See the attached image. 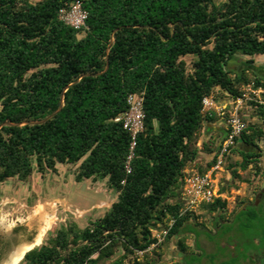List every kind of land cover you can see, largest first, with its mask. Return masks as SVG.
I'll list each match as a JSON object with an SVG mask.
<instances>
[{
  "label": "trees",
  "instance_id": "16d2710c",
  "mask_svg": "<svg viewBox=\"0 0 264 264\" xmlns=\"http://www.w3.org/2000/svg\"><path fill=\"white\" fill-rule=\"evenodd\" d=\"M73 1L0 0V185L26 181L33 165L41 175L77 165L76 182L105 179L116 200L87 226L57 230L21 262L125 264L143 252L145 264H154L145 253L156 243L151 229L169 218L154 248L176 238L185 253V233H199L188 223L193 214L181 213L183 170L197 156L203 124L216 120L201 102L215 88L232 98L242 86L264 88V68L253 59L264 56V0H79L83 32L57 17ZM186 56L194 57L189 67ZM135 93L142 94L143 129L126 173L130 138L113 120ZM248 103L261 125H245L229 152L240 156L241 170L259 172L264 104ZM214 162L215 155L207 166ZM225 207L220 198L201 205L220 218ZM247 207L221 236L252 229L259 214ZM231 256L215 262V254H203L207 264H239Z\"/></svg>",
  "mask_w": 264,
  "mask_h": 264
},
{
  "label": "rangeland",
  "instance_id": "374dc122",
  "mask_svg": "<svg viewBox=\"0 0 264 264\" xmlns=\"http://www.w3.org/2000/svg\"><path fill=\"white\" fill-rule=\"evenodd\" d=\"M222 1L224 0H215V3ZM81 35L82 33L79 34V36ZM253 59L255 61L256 58ZM184 60L189 67L194 57L186 56ZM231 63H235V60H231L229 64ZM212 93L216 96L217 102H219L218 99L225 98L224 93L216 88ZM219 103L218 106H220ZM232 108L233 105L228 104L224 109V115L214 112L216 120L203 124L196 144L197 156L184 167L183 176L186 175V171L204 173L214 164H211L210 167L207 166L217 152L218 145L224 135L226 118ZM238 116L244 126L248 123L261 125L259 118L253 114L252 106L248 101H244L239 106ZM204 144L206 147L203 146ZM257 145L262 150L259 172H255L250 167L241 170L237 166L241 160L240 156L237 153L229 152L223 158L220 169L212 173L211 177L215 181L214 185L220 195L219 198L226 202L224 212L221 213L222 217L220 218L216 213H207L201 208V205L195 207L191 211L194 219H189L188 223L199 234L185 233L184 243L187 247L185 253H181L177 249L176 238L165 242L160 249L154 247L163 240L158 244L151 245L145 253L149 258L154 259V264H190V259L201 260L198 264H207L203 254H215V262L224 257L232 258L233 254V258L240 260L239 264H253V259L257 258L264 244L261 234L264 227L260 217L251 224L252 229L241 233V235L235 233L234 229L223 236L220 233L222 229L233 222L235 214L247 205L260 186L259 183L264 172V139L258 141ZM56 170V173L44 171L41 175L33 165V171L26 181L12 178L0 185V263L13 246L31 242L39 230L43 231V235L40 244L33 248L46 243L57 230L65 228L69 224L74 223L80 229L87 226L92 220L101 217L116 200V192L108 187L105 179H82L76 182L74 177L77 165L57 164ZM233 171L239 175V178L232 175ZM183 185L184 182L180 187V198ZM249 208L254 209L247 207V209ZM254 210L257 213V210ZM226 221L228 223H224ZM48 222H51L49 227H47ZM168 223L169 219H165L163 224H156L151 229V236L154 237L155 234L163 231ZM233 227L235 228L236 224ZM205 234L209 235L211 239H208ZM219 246L224 249L222 255H220ZM153 249L155 253L161 252V256L157 260L152 253ZM119 254L120 252L116 255ZM143 254V252H136L134 255H129L124 263L145 264L147 257L145 258ZM18 264L23 263L20 260Z\"/></svg>",
  "mask_w": 264,
  "mask_h": 264
},
{
  "label": "built area",
  "instance_id": "2783aa9c",
  "mask_svg": "<svg viewBox=\"0 0 264 264\" xmlns=\"http://www.w3.org/2000/svg\"><path fill=\"white\" fill-rule=\"evenodd\" d=\"M57 17L65 25L76 31L83 32L87 29L85 23L87 13L79 0H75L67 7L59 9ZM241 91V96L236 98H232L230 95L224 93L225 98L223 100L218 99L220 103L217 102V98L213 93L202 99V111L206 113L213 111L219 115H224V109L228 104L233 105V108L226 118L224 135L215 153L214 164L204 173H197L196 171L190 173L186 171V175L183 176L184 185L182 186L181 193L183 206L181 213L186 211L191 212L195 207L211 203L220 197L214 185L215 181L211 176L213 172L220 169L223 158L228 155L229 148L234 145L235 139L239 137L244 128V124L238 116V108L244 101L252 100L259 104H264V98L261 96L264 92L263 87L258 86L253 88L252 85L244 86ZM126 103L128 105L127 112L119 115L113 121L121 123L123 130L128 133L130 138L128 154L124 163V170L126 173H129V163L134 156L136 137L143 129L142 94L135 93L128 95ZM218 103L220 106L217 105ZM172 223L173 219L169 218L167 227L160 233L155 234V244L160 243L164 239L167 229Z\"/></svg>",
  "mask_w": 264,
  "mask_h": 264
},
{
  "label": "flooded vegetation",
  "instance_id": "af4514ba",
  "mask_svg": "<svg viewBox=\"0 0 264 264\" xmlns=\"http://www.w3.org/2000/svg\"><path fill=\"white\" fill-rule=\"evenodd\" d=\"M259 185H260L259 188L253 194V197L247 203V206L253 207L258 211L259 217L261 218L264 227V172L261 176ZM248 256H249L248 258H250V255ZM263 263H264V246L259 251L257 258L253 259V264H263Z\"/></svg>",
  "mask_w": 264,
  "mask_h": 264
},
{
  "label": "bare ground",
  "instance_id": "6f19581e",
  "mask_svg": "<svg viewBox=\"0 0 264 264\" xmlns=\"http://www.w3.org/2000/svg\"><path fill=\"white\" fill-rule=\"evenodd\" d=\"M50 223L51 222H48L47 224L48 226L47 225L45 226L49 227ZM42 235H43V231L39 230L31 242L21 243L18 246H13L12 249L5 256V259L0 264H18L25 252L29 251L35 245L40 244Z\"/></svg>",
  "mask_w": 264,
  "mask_h": 264
},
{
  "label": "crops",
  "instance_id": "0c3cea01",
  "mask_svg": "<svg viewBox=\"0 0 264 264\" xmlns=\"http://www.w3.org/2000/svg\"><path fill=\"white\" fill-rule=\"evenodd\" d=\"M255 64L260 65L264 68V56L256 57Z\"/></svg>",
  "mask_w": 264,
  "mask_h": 264
},
{
  "label": "water",
  "instance_id": "95a60500",
  "mask_svg": "<svg viewBox=\"0 0 264 264\" xmlns=\"http://www.w3.org/2000/svg\"><path fill=\"white\" fill-rule=\"evenodd\" d=\"M49 117H50V116H49ZM49 117H47L46 119H48ZM46 119H44V120H46ZM44 120H43V121H44ZM25 253H26V252H25ZM25 253H24V254H25ZM23 256H24V255H23ZM23 256H22V258H23Z\"/></svg>",
  "mask_w": 264,
  "mask_h": 264
}]
</instances>
